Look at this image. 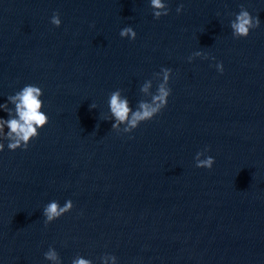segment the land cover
Wrapping results in <instances>:
<instances>
[{
	"label": "water",
	"instance_id": "1",
	"mask_svg": "<svg viewBox=\"0 0 264 264\" xmlns=\"http://www.w3.org/2000/svg\"><path fill=\"white\" fill-rule=\"evenodd\" d=\"M241 5L261 26L236 39ZM169 6L156 20L148 0H0V103L36 84L49 116L27 151L0 153V264H48L49 246L64 264L105 253L119 264H264V0ZM126 26L135 41L120 37ZM197 50L215 61L189 63ZM161 67L173 70L167 108L132 139L111 130L109 94L122 89L134 107ZM205 147L211 170L195 167ZM68 199L72 211L45 226L43 207Z\"/></svg>",
	"mask_w": 264,
	"mask_h": 264
},
{
	"label": "clouds",
	"instance_id": "2",
	"mask_svg": "<svg viewBox=\"0 0 264 264\" xmlns=\"http://www.w3.org/2000/svg\"><path fill=\"white\" fill-rule=\"evenodd\" d=\"M149 7L154 19L168 16L171 12L169 0H148ZM184 6L180 4L176 8L179 15L183 12ZM230 21L232 36L236 39L247 38L251 32L260 28L261 19L259 15L254 16L244 5L240 6L237 13ZM50 23L59 28L62 25L60 13L54 12L50 18ZM119 35L123 39L135 41L137 32L132 26L123 27ZM215 61V57L197 50L187 57L189 63L195 59ZM214 67L217 72L223 74L224 66L222 62H215ZM173 70L169 67H161L158 72L153 73L150 79H146L139 88L142 97L133 107L129 98L123 94L122 89L112 91L107 99L108 119L112 122L111 130L128 134L129 138H134L131 134L140 127L141 124L154 120L167 108L169 98L172 95L171 79ZM155 87V91H153ZM44 90L36 84H26L14 94L7 95L6 101L0 103V111L7 114V118L0 116V153L7 148L9 151H27L32 141L37 139L40 130L49 123L44 100ZM95 103L89 108L95 109ZM99 128V124L96 126ZM209 148L195 154V167L211 170L216 163L215 157L208 155ZM74 203L71 199L66 200L63 205L58 200L49 201L42 209L45 226L55 222L62 216L71 212ZM44 260L48 264H64L57 249L49 246L43 253ZM71 264H95L93 259L77 254L71 259ZM99 264H119L116 255L105 253L99 257Z\"/></svg>",
	"mask_w": 264,
	"mask_h": 264
}]
</instances>
